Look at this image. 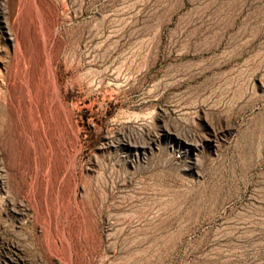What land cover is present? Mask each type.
<instances>
[{"label":"rangeland","instance_id":"rangeland-1","mask_svg":"<svg viewBox=\"0 0 264 264\" xmlns=\"http://www.w3.org/2000/svg\"><path fill=\"white\" fill-rule=\"evenodd\" d=\"M0 264H264V0H0Z\"/></svg>","mask_w":264,"mask_h":264},{"label":"bare ground","instance_id":"bare-ground-1","mask_svg":"<svg viewBox=\"0 0 264 264\" xmlns=\"http://www.w3.org/2000/svg\"><path fill=\"white\" fill-rule=\"evenodd\" d=\"M8 1V0H7ZM18 7V6H17ZM7 9H8V7H7ZM21 10V9H20ZM18 11V10H17ZM8 12H9V10H8ZM7 13V12H6ZM18 13V12H17ZM20 16V15H19ZM7 17V16H6ZM16 18V17H15ZM8 18H6V20H7ZM10 21V20H9ZM14 23V22H13ZM16 23V22H15ZM10 24V23H9ZM3 27H4V30H5V33H6V35H7V38L10 40V41H13V37L11 36V30L9 29V27L7 26V23H5V22H3ZM13 27H15L14 25H13ZM13 32V31H12ZM15 32V31H14ZM16 38V37H15ZM18 38V37H17ZM18 41V40H17ZM15 42V41H14ZM14 45V44H13Z\"/></svg>","mask_w":264,"mask_h":264}]
</instances>
